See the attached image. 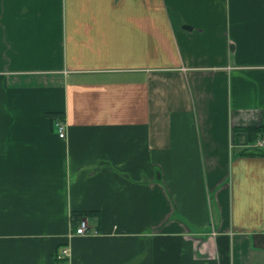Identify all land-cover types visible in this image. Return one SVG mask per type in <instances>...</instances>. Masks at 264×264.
Returning a JSON list of instances; mask_svg holds the SVG:
<instances>
[{"label":"crops","instance_id":"0c3cea01","mask_svg":"<svg viewBox=\"0 0 264 264\" xmlns=\"http://www.w3.org/2000/svg\"><path fill=\"white\" fill-rule=\"evenodd\" d=\"M252 126L264 0H0V264H264Z\"/></svg>","mask_w":264,"mask_h":264},{"label":"built area","instance_id":"2783aa9c","mask_svg":"<svg viewBox=\"0 0 264 264\" xmlns=\"http://www.w3.org/2000/svg\"><path fill=\"white\" fill-rule=\"evenodd\" d=\"M56 127L58 130V136L60 137H65V124L62 122V120H58L56 123ZM250 146L253 148H264V136L261 137H257L256 139H254L253 141H251ZM75 233L76 234H88V233H96V230L94 228L90 229L86 218L81 217L78 220V223L75 227ZM62 255H68V251L67 248L62 249L61 251Z\"/></svg>","mask_w":264,"mask_h":264},{"label":"trees","instance_id":"16d2710c","mask_svg":"<svg viewBox=\"0 0 264 264\" xmlns=\"http://www.w3.org/2000/svg\"><path fill=\"white\" fill-rule=\"evenodd\" d=\"M243 130L247 133L249 141L264 135V127L261 126L245 127Z\"/></svg>","mask_w":264,"mask_h":264}]
</instances>
